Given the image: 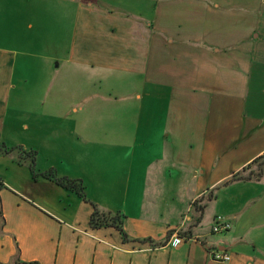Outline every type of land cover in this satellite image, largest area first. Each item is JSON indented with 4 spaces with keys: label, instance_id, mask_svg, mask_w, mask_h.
I'll use <instances>...</instances> for the list:
<instances>
[{
    "label": "crops",
    "instance_id": "1",
    "mask_svg": "<svg viewBox=\"0 0 264 264\" xmlns=\"http://www.w3.org/2000/svg\"><path fill=\"white\" fill-rule=\"evenodd\" d=\"M16 39L31 48H0V145L34 151L36 177L0 155V264H264V0H13ZM61 65L77 84L68 99L67 81L44 79ZM27 69L42 74L43 102L18 125ZM76 75L93 89L76 90ZM97 102L103 127L85 120ZM50 170L82 180L88 201ZM91 203L122 215L126 240L90 227ZM215 216L228 232H211Z\"/></svg>",
    "mask_w": 264,
    "mask_h": 264
},
{
    "label": "rangeland",
    "instance_id": "2",
    "mask_svg": "<svg viewBox=\"0 0 264 264\" xmlns=\"http://www.w3.org/2000/svg\"><path fill=\"white\" fill-rule=\"evenodd\" d=\"M52 2L49 1V4H51ZM45 11L43 12L42 15L49 17L50 13H51V7L46 6L45 5ZM214 19H211V14H209V16H207L206 21L209 22V20H211V22H209V27L207 29H212L213 28V24H214ZM60 26L62 27V29H60L59 27H57L55 30H51L49 33V37L47 38L48 41L50 42L49 48H48V54L51 56H62V52L61 49H58L57 46H62L64 43L63 41L66 43L69 40V36L72 30V23L71 21H65L62 23V25L60 24ZM17 30H23L22 27H18ZM214 30V29H213ZM19 32V31H17ZM214 32V31H211ZM20 37V36H19ZM24 39H16L13 41V0H0V48H5V49H10L13 50V48H17V49H24L26 50L27 48H31V46H28L26 43V40L23 41ZM69 42V41H68ZM67 42V43H68ZM28 46V47H27ZM19 51H23V50H19ZM50 57V56H49ZM60 60L56 59L52 62V64H54V67H56L57 64L59 63ZM39 63V62H38ZM51 63V62H50ZM53 71V69H52ZM115 73V75H114ZM48 74V73H47ZM51 76H45L44 79H46V77L49 78H57L60 80H64L67 81L65 84V90L63 91V96L70 97L71 95V91L73 90V86L77 85L76 84V80L72 81L73 78V71L69 70V69H65L63 67V65L60 66V68L58 69V73L55 72V75L52 74V72H50ZM123 74H125V72L121 71V70H117L114 71L112 73V77L109 78V80H116L119 78H121L123 76ZM25 79L27 80V84L25 85V83L22 84V86L18 87V94L20 95V100L21 102L19 103V105L16 107L15 111L13 112V122L18 123V125L22 124V120L27 121L29 118L32 120L34 118V116H31L29 113L32 112V107L33 106H39L42 104L43 101H41V94L43 93V85L41 83L38 82L37 77L38 76H42V74H39L37 71L33 70V69H27L26 72L24 73ZM55 78V79H56ZM76 79H80L82 81V85L81 83L79 84L78 88L76 90H81V91H85V93L88 90H92L93 87H84V79L85 76L84 75H76ZM64 81H60L61 83H64ZM59 82V80H58ZM39 83V86L37 87V84ZM108 83V82H107ZM72 84V85H71ZM104 86H99L98 88H101L98 93H103L104 91ZM71 88V90H70ZM120 86H115V89H120ZM53 89L54 92H57V86L56 83L54 82L53 85ZM51 89H49V91L46 93V95H50L51 94ZM26 94L31 95V94H38V96L36 98H38L37 102H26ZM84 94V92H83ZM45 95V96H46ZM77 96L79 95V92L76 94ZM76 96V97H77ZM69 104V103H68ZM89 111L92 112L91 115H88V117L85 120H91L94 121V123H96L99 127H103L105 126L107 123L105 122L104 118L101 117H96L93 115V113L95 112V109L98 111H101V108L99 106V103L97 102L96 104H94L91 109L88 106ZM85 109V107H84ZM27 114V115H26ZM24 117V118H22ZM28 118V119H27ZM36 119V118H35ZM24 120V123L26 122ZM26 125V123H25ZM18 141L26 143V141L24 139H18ZM258 164H255L254 167L256 169V167ZM248 174V173H247ZM246 175V174H245ZM85 185V184H84Z\"/></svg>",
    "mask_w": 264,
    "mask_h": 264
},
{
    "label": "trees",
    "instance_id": "3",
    "mask_svg": "<svg viewBox=\"0 0 264 264\" xmlns=\"http://www.w3.org/2000/svg\"><path fill=\"white\" fill-rule=\"evenodd\" d=\"M11 153H15L17 155L18 160H21V161L28 160L29 168H30L31 172L33 173V176L36 175L34 173V163L36 161V158H35L36 153L34 151H26L22 147H8L4 144L0 145V155H7V154H11ZM255 162H256V160H255ZM245 170H246V168H245ZM259 175H260V173H258L256 176L258 177ZM42 176H44L45 178L55 182L56 184L60 185L61 187L66 188V189L74 192L83 200L88 201V199L86 197V187H85L82 180L60 178L52 170L43 173ZM246 178L247 177H243V176L241 177L240 176V179H246ZM93 208H94L93 212L89 218V225L91 228L98 229V228H103V227H113L117 231L120 232V234L122 235V238L124 240L127 239V237L123 231V228H122V215H120L119 213L111 214V213L100 212L95 208V205H93Z\"/></svg>",
    "mask_w": 264,
    "mask_h": 264
},
{
    "label": "built area",
    "instance_id": "4",
    "mask_svg": "<svg viewBox=\"0 0 264 264\" xmlns=\"http://www.w3.org/2000/svg\"><path fill=\"white\" fill-rule=\"evenodd\" d=\"M231 224L228 220H226L222 216H215L213 219V225L211 227V232L214 234H223L230 230ZM183 240V236L176 234H173L170 238V244L172 246L178 245ZM211 257L220 262H228L231 257L229 254L222 252L217 249L211 250Z\"/></svg>",
    "mask_w": 264,
    "mask_h": 264
}]
</instances>
